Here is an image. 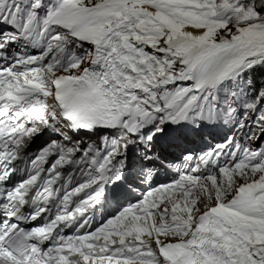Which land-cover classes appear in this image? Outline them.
<instances>
[{
  "label": "snow or ice",
  "instance_id": "6c2138e0",
  "mask_svg": "<svg viewBox=\"0 0 264 264\" xmlns=\"http://www.w3.org/2000/svg\"><path fill=\"white\" fill-rule=\"evenodd\" d=\"M0 264H264V0H0Z\"/></svg>",
  "mask_w": 264,
  "mask_h": 264
}]
</instances>
